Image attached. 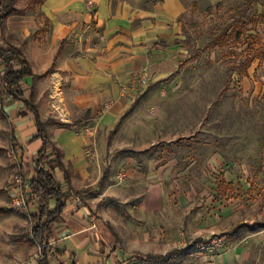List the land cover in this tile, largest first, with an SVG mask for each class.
<instances>
[{"label":"crops","instance_id":"crops-1","mask_svg":"<svg viewBox=\"0 0 264 264\" xmlns=\"http://www.w3.org/2000/svg\"><path fill=\"white\" fill-rule=\"evenodd\" d=\"M22 1L16 5L26 12L8 15L4 28L0 24V46H9L8 39L22 48L32 74L17 89L37 114L24 100L10 96H3L8 105L2 112L10 119L25 183L42 167L66 194L61 217L52 225L51 264H144L139 256L147 254L181 264H190L195 255V264L246 262L251 254L245 244L213 255L185 252L189 245L199 248L211 238L201 232L188 241L185 230H216L225 238L241 232L247 220L238 219L252 183L248 170L246 177L232 170L234 162L226 151L232 140L198 138L189 135V125L172 126L167 119L169 108L183 96L177 93L181 71L193 59L183 35L184 0L145 6L130 0ZM208 1L214 5L221 0ZM5 68L0 59V71ZM144 74L149 77L146 87L124 92ZM37 115L61 150L69 179L52 145L38 164L44 143L38 137ZM86 125L94 126L95 133L83 131ZM89 147L92 155L85 152ZM225 164L231 169L220 172L217 184L210 183L214 189L206 193L208 186L202 182L211 177L210 169ZM203 195L207 198L201 199ZM29 197L31 216L38 202ZM109 199L121 201L122 221L106 208L100 210ZM56 205L52 199L50 207ZM32 239L31 231L28 237L0 239V264H39L41 248Z\"/></svg>","mask_w":264,"mask_h":264},{"label":"rangeland","instance_id":"rangeland-1","mask_svg":"<svg viewBox=\"0 0 264 264\" xmlns=\"http://www.w3.org/2000/svg\"><path fill=\"white\" fill-rule=\"evenodd\" d=\"M130 1L138 6L155 3L152 0ZM27 2L28 0L22 1L23 4ZM184 2L187 11L183 15V35L188 55H193L197 49L201 51L182 69V83L178 85L177 93L183 96L178 97L171 105L167 119L172 126L183 123L189 125L192 128L189 135H196L198 138L215 141L222 137L225 142L232 140L233 145L229 144L226 149L229 160L234 162L232 170L240 177H246L244 170H248L249 182L252 183L249 197L243 199L244 207L238 219L240 222L247 220L240 225L241 232L232 238H225L221 236L224 234L216 230L196 229L193 230L195 233L185 230L188 241L201 232L211 236L209 241L223 238L222 247L208 250L201 245L197 248L195 244H191L185 252L199 250L205 255H213L235 243L245 244L249 246L251 256L243 264H264V225L261 224L264 220V57L256 59L248 72L243 66L251 49L264 47V0H221L214 5H208V0ZM220 33L224 34L221 44L205 47L212 37ZM148 83L147 76V83L139 86L144 88ZM3 94L4 87L0 80V209L3 210L0 213V239L6 240L16 236L28 237L32 218L26 206L17 211L10 205L7 186L10 187L9 180L13 178L19 165L16 162L18 150L11 138L10 119L2 112L8 105ZM150 110L153 115L156 114L154 107ZM211 148L212 146L206 148V151ZM202 152L203 150H198V155ZM225 168L231 169L228 164L216 167V170L210 169L211 177L202 182L208 186L206 193H211L210 188L214 187L210 183L217 184L215 179ZM202 183L198 184L204 192L205 186ZM241 193L243 196L245 190H241ZM203 198L207 197L203 195L201 199ZM102 207L117 222L122 221L124 207L119 199L104 202L100 206L103 213ZM171 259L167 256L166 261L160 264H181ZM197 261L195 255L190 257L189 263L195 264Z\"/></svg>","mask_w":264,"mask_h":264},{"label":"trees","instance_id":"trees-1","mask_svg":"<svg viewBox=\"0 0 264 264\" xmlns=\"http://www.w3.org/2000/svg\"><path fill=\"white\" fill-rule=\"evenodd\" d=\"M41 0H30L29 5L36 4ZM154 2L160 0H152ZM257 1V0H252ZM26 8H19L16 5V0H0V24L4 28L5 18L12 13L24 14ZM224 34L220 33L212 37L210 42L205 45V47H211L216 44L219 45L222 42ZM6 42L9 46L4 47L0 46V59L5 63V71L2 73L0 71V80L4 87L3 96L12 97L15 100L22 99L26 102L29 108L36 112L37 110L32 102L26 100L23 96V92L20 89H17L19 82L29 74H32V69L24 59L23 50L19 46L12 45L7 39ZM200 49H197L196 52L191 55V58L197 57L200 53ZM264 57V47L253 48L248 52V56L243 62V66L248 68L251 63L258 59ZM37 125H38V137L43 140V148L38 154V164L45 158V153L47 146L52 145L54 153L57 157V160L60 166L66 172L67 179H69V172L66 169L64 163L61 160L62 152L56 146V144L50 139L45 124L40 120L37 115ZM12 143L17 148L16 138L14 132H12ZM105 177L101 181V187L104 183ZM27 182V181H26ZM26 194H28L27 201L31 199L29 196L38 202V210L35 213L31 214L32 226L31 233L35 242L41 248V255L39 259V264H51L53 260V247L50 244V237L52 233V225L57 222L64 209L63 200L66 197V194L62 191L58 181L50 170L43 169L42 167L38 168L36 171L35 177L30 181V184L25 187ZM52 199L57 200V205L54 208L50 207V202ZM3 210L0 209V213ZM139 261L144 264H160L166 261V256L147 254L145 256H139Z\"/></svg>","mask_w":264,"mask_h":264},{"label":"built area","instance_id":"built-area-1","mask_svg":"<svg viewBox=\"0 0 264 264\" xmlns=\"http://www.w3.org/2000/svg\"><path fill=\"white\" fill-rule=\"evenodd\" d=\"M90 5H93V1L89 2ZM139 82H141L140 84H146L147 83V75H142ZM140 84H133L131 86H127L124 88V92H128V91H132L135 89L140 88ZM83 131L90 133V134H94L96 129L94 126H90V125H86L83 127ZM86 154L87 155H92L93 153V149L91 147L86 149ZM119 179H122V177L120 176V174L118 175ZM10 185V184H9ZM25 187H26V183H25V179H24V175L22 170L20 169V167H18L17 172L14 174L12 181H11V185L10 187L7 186V189L10 191V198H11V202L10 205L13 209L15 210H20L23 207H25L27 205V199L28 196L25 193ZM78 205H81V200L77 199L76 200ZM222 237L217 239H213L212 241L208 242L207 244H201V247L207 248L208 250H212L215 249L217 247H222Z\"/></svg>","mask_w":264,"mask_h":264}]
</instances>
